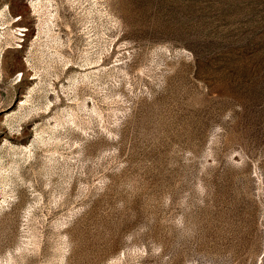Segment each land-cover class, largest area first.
<instances>
[{"label":"rangeland","instance_id":"rangeland-1","mask_svg":"<svg viewBox=\"0 0 264 264\" xmlns=\"http://www.w3.org/2000/svg\"><path fill=\"white\" fill-rule=\"evenodd\" d=\"M0 264H264V0H0Z\"/></svg>","mask_w":264,"mask_h":264}]
</instances>
